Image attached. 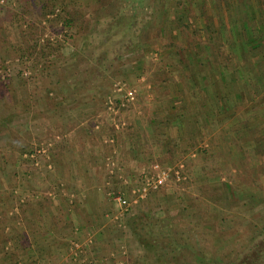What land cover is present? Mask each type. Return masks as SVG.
<instances>
[{
  "label": "rangeland",
  "instance_id": "1",
  "mask_svg": "<svg viewBox=\"0 0 264 264\" xmlns=\"http://www.w3.org/2000/svg\"><path fill=\"white\" fill-rule=\"evenodd\" d=\"M131 1L0 0V264H38L32 245L39 223L32 220L38 203H49L55 197L53 204L57 200L67 204L70 195L76 199L80 194L78 188L70 189L64 156L65 151L85 147L82 140L88 134L84 128L98 141L101 128L114 132L104 138L103 145L116 152L119 149L118 164L124 170L111 175L121 182L129 179L123 190L118 180L111 183L106 174L108 188L101 183L103 175L98 180L102 189L98 192L105 198L98 209L118 217L107 222L104 231H115L124 242L117 258L112 262L104 258V263L264 264V92L252 95L255 103L250 101V91L242 85L239 72L234 74L243 63L240 45L232 56L235 62L225 70L227 59L223 56L231 54L225 37L217 34L220 17L226 23V15L241 17L243 5L257 20L264 11V0H192L193 4L204 3L203 14L191 5L190 14L182 21L186 29L177 26L175 17L181 11L176 4L185 0H145L142 9ZM62 7L71 16L61 14ZM119 10L127 16L139 14L140 48L123 54L120 77L102 84L86 78L83 83L86 71L93 68L92 51L98 46L88 44L89 36L98 40L101 31L114 25L110 20ZM74 13L80 16L75 26L65 27L61 21L73 18ZM188 44L198 55L196 62L204 64L199 69L211 76V82H193L196 69L188 57L187 51L193 54L187 50ZM199 46L207 50L201 52ZM205 55L212 63H220L217 69L221 73L208 69ZM198 86H206L210 93L206 105L212 106L213 89L216 98L229 99L226 104L233 114L229 120L223 111L214 114L210 128L215 130V139H207L204 127V143L194 151L195 142H184L190 135L169 127V116L181 111L184 100L204 104L205 95L197 94ZM128 91L133 93L130 108L136 105L140 110V127L147 134L154 129L162 134L158 140L163 157L150 159L145 148L144 162L136 166L121 164L127 160L119 136L132 125L123 118L119 105L127 101ZM243 95L250 102L245 112L259 120L255 126L249 121L244 128L233 118L238 107L245 106L240 100ZM213 102L217 105L216 99ZM149 114L154 115L151 122ZM153 165L169 170V180L140 198ZM136 168L137 174L130 173ZM77 177L76 182L83 183L81 175ZM113 185L124 192L115 194L127 201V211L107 202L113 198ZM107 194L110 197L106 198ZM53 204L49 207L63 213V206ZM70 225L74 227V222ZM82 229L90 231L88 225ZM46 255L39 264H48Z\"/></svg>",
  "mask_w": 264,
  "mask_h": 264
},
{
  "label": "crops",
  "instance_id": "2",
  "mask_svg": "<svg viewBox=\"0 0 264 264\" xmlns=\"http://www.w3.org/2000/svg\"><path fill=\"white\" fill-rule=\"evenodd\" d=\"M243 7L244 5L241 6L242 9ZM250 14L252 15L251 12ZM226 16L228 23H226V21H224L223 18L220 17L221 25L224 24L226 28L233 29V27H231V22L233 20L232 17L230 15H226ZM263 16H264V11L261 13V17H257L258 23L261 22L260 18H264ZM221 25L219 28H221ZM214 29L216 31V28ZM217 34H221V31H217ZM261 46L263 50L264 42H262ZM241 61H243L242 58ZM202 72L204 73L205 71ZM194 74L195 72L193 71V75ZM206 74L207 73H204V75ZM209 77L207 76V78ZM209 86L211 88L212 87L214 88V86L211 84H209ZM147 88L149 89V87ZM186 88H187V92L191 93V88L189 87ZM198 88L200 91L199 93L197 92V94L205 95V97H202L204 98L203 101L204 104L202 105L203 108L201 104H199V102L197 101L193 102L192 104L188 102L190 104L188 105L189 107L188 112L190 113L189 117L185 118L182 122L173 120L174 118L177 119V117H181V115L183 116L185 112L183 111V109H180L181 111L178 110V113L175 112L174 115L169 116L171 117V120L169 121V127H173L175 130H179L180 128L181 130L184 131L182 132L183 133L182 135H187V136L190 135V137H188L187 140L184 142H189V141L195 142L194 146H196V148L194 149V151L195 150L197 151L199 148H201L199 144L203 141V136H202L203 132L201 133V131L202 129H204V127L207 126V134H205L208 136L207 139L209 140L211 139V141L215 139L216 136L215 130H213L212 132V129L210 128L211 127L210 123L215 122L213 116L214 114L216 115L218 114V105H214L213 102V99H216L215 96L216 92L214 93V90L212 89L211 92V94L213 95L211 100L212 106H208L206 105L208 101V99H206L207 97L206 94H210L209 91H207L206 86H198ZM201 90H203V92H201ZM250 94L252 96L255 93L252 92ZM246 97H247L246 95H243L241 97L240 100L244 101L243 103L245 104V106L242 105L243 108L238 107L239 112L234 114L233 117L236 122L239 121L240 124H244V128L247 127L249 121L254 123L253 124L254 126L259 123L257 117L254 116L249 118L250 113L245 112V110H247V108L249 107V103H250L248 98ZM181 100H184V97L183 99L181 98ZM254 101L255 99L253 96L251 102L255 103ZM130 102L132 101H125L124 103H121L119 105L120 111L122 110L123 113V118L128 119L129 124L132 125L131 127H129L130 128L128 130L129 134L128 132L127 133L125 132L124 134L119 136L120 140L122 141L120 150H124L123 154L124 155L126 154L125 157L126 160L128 161V162L122 161L121 164L126 166L127 165L136 166L137 163L139 164L140 162H144L143 157L145 154L144 155L142 154L145 148H146V155L150 159L161 158L163 157L164 153L163 154L160 153L162 150V145L160 144L161 141L158 140V135H160L161 132L158 133L157 130L154 129L153 132L149 131L147 134V132H145V128L143 129L140 127L142 125V122H140V118L138 117L137 110H139V108L138 107L136 108V105L132 107L133 109L130 108L131 106L129 105H133V103ZM227 102H229V99ZM227 102L225 101V97H224V99L223 98L221 99V102L219 104L222 105L220 106V108L224 112L223 117H227L229 120L232 119L233 109L232 107L227 105L228 104ZM198 108L199 111L195 114V109ZM124 109L125 110L129 109L130 111L126 110L124 112ZM153 117L154 115L149 114L147 120L149 119L151 122L153 121L152 120ZM192 121L194 122L192 123ZM85 122H86L85 120L82 121L81 125H84ZM165 125H168V123ZM84 130H85L84 132L88 134L87 136H85L84 141L82 140V143H84L85 147L77 149L78 151L77 150L65 151V156H64L66 163L64 167H66L67 173L69 175V185L71 186L70 189L76 190V188H78V190H81L80 194L76 199H74L75 198L74 195H70L69 199H67L68 200L67 204L62 203L60 200H57L56 201L57 203L53 204L55 202L54 199L55 197H53L49 201V203L53 204L54 206H59L60 208H62L63 206L62 209L63 213H61V211L59 210L55 211L52 207H49L50 206L49 203H44L41 205L37 202L38 203L37 214L36 217L34 216L32 221L34 222L36 220L39 224L35 231L36 237L33 241L32 250L33 252L35 251L37 255L38 264L40 260L42 261L44 254H47L46 256H48L49 259L47 262L48 264H82L83 262H86L87 264H107V262L104 263L103 260H106L104 258H108V260L112 262L115 257L117 258L119 249H122L124 246V242L120 240L119 235L115 233V231H110L111 233L109 231H104V229H106V227L108 226L107 222L114 219L117 220L118 217H115L111 214L107 215L103 211L99 210L97 207V206L102 207L103 204L101 201L102 199L103 200L105 199L101 196V193L98 192L99 190L100 191L102 190L100 189L99 187L100 184L98 183V180H100L101 175H103L101 183L103 184V187L106 188H108L110 184L105 180L106 177L104 174L108 176V179H110L111 183L115 181L114 184H116L118 180V183L121 185V190L126 188L127 185L125 184H127V180H129L127 177L125 179L123 178L124 181L121 182L114 175H111L113 173L117 175L121 174L120 171L123 172L124 170V169L121 170L118 164L120 157L119 149L118 152H116V150L110 147L109 149L107 148L105 149L103 145V143L106 140V139L104 140V138H106L108 135L111 136V133L114 134V132L110 133L108 132V130H103V128H101V133L98 136L100 140L98 141V138H96V136L93 133L88 131L86 128H84ZM118 134L119 133H116V135ZM234 134H236V131L234 132ZM182 135H177V136L181 137ZM71 139L73 140V137L72 138L70 137V140ZM134 152H135V159L133 154ZM121 156L123 155L121 154ZM191 157L195 158L196 157L195 153L191 154ZM130 173H133L135 175V173L136 174L138 173V169L136 168L134 171L133 169H131ZM80 175L82 179L81 181H83V183L76 182L78 179L77 176ZM85 175H87L88 178ZM91 175H96L99 178L93 177ZM113 187H112L113 198L112 199L109 198L106 200L107 202H109L110 200V202L112 201L114 205L115 204L118 205L115 200V198L117 197L116 194L122 195L124 192H120V190H118L115 185H113ZM89 190H93V193L87 192ZM106 196H107L106 198L110 197L109 194H107ZM64 209L66 212L64 211ZM70 221H72V223L74 222V227H71ZM81 224L83 226L88 225V227H90V231L85 230L84 232V229H82Z\"/></svg>",
  "mask_w": 264,
  "mask_h": 264
},
{
  "label": "trees",
  "instance_id": "3",
  "mask_svg": "<svg viewBox=\"0 0 264 264\" xmlns=\"http://www.w3.org/2000/svg\"><path fill=\"white\" fill-rule=\"evenodd\" d=\"M45 0H43L44 2ZM49 0H47L48 2ZM96 1H107V0H96ZM128 2V0H125ZM145 0H132L131 2L136 6V8L142 9L144 6ZM46 4V3H45ZM197 7L199 9L198 12H200V15L203 14L202 8H204L203 2L196 1L195 4H193L192 0H185L183 2L179 1V3L176 4L177 7L181 6V11L178 12V14L175 15L177 26H181V28H188L187 25L184 24L182 21H184V17H188L187 15L190 14L188 9L190 6ZM44 10H46L47 6H43ZM49 10H52L49 9ZM61 14H68V16H71L68 11L64 7L60 9ZM241 11V17L236 14L235 17H233L231 22V27L226 28L225 25H221V34L225 37V46L227 47L228 53L230 52V57L223 56L226 60L225 62V70H228V66H231L233 62H235L234 57V51H236L238 48L235 46H239L238 51H242V59L243 63L242 65H238L235 69L236 76L239 72V77L241 79L242 85H245L247 90L250 91L249 93H256L261 94L264 92V49L262 50V42H264V18H260L261 22L258 23V20L256 18H253L252 15L248 10L240 9ZM53 11V10H52ZM75 11V10H73ZM134 11V10H133ZM238 11V10H237ZM51 12V11H49ZM136 12V11H134ZM197 12V13H198ZM139 14H131L129 16L124 15L119 12L116 13L115 16L111 17V24L114 23V25H111L107 30L101 31L99 33V39L92 40V35L89 36L92 40H89L88 44L95 43L98 44L95 49H93L91 63L92 67L90 70H87L85 77L83 79V83H85L87 80L86 78H89L90 80H93L91 82L102 84L106 79H116L118 76L120 77L121 71L120 67L122 65V57L124 56V53H129L133 51L132 49L140 48L141 44V38L143 37L142 29L138 27L139 25ZM80 16L76 13H74L73 18L70 19L64 18L61 22H63V25L67 28H73L74 21H76ZM197 17V16H196ZM195 18V17H191ZM193 20V19H192ZM191 20V21H192ZM118 29V30H117ZM171 29V28H169ZM138 31V32H137ZM171 32H174L171 30ZM173 34V33H172ZM98 35V34H97ZM98 38V37H97ZM231 40V41H230ZM192 44H188L187 50H191L193 54L190 51H187L188 57L190 56L194 62V80L195 83H204L205 81L209 80L212 81L211 76L207 78V75H204L201 68L203 62L198 61V55L194 53L193 48L190 46ZM191 47V49H190ZM219 48V47H218ZM232 50H231V49ZM199 49L201 52H205L207 50L206 47L201 48L199 46ZM183 50V48H181ZM199 50V51H200ZM218 50V49H217ZM219 56L218 52H216ZM263 53V54H262ZM203 61H206V65L208 69L211 71L218 70V65L220 63L215 62L212 63L207 56L205 55V58ZM232 61V62H230ZM227 63V64H226ZM234 65V64H233ZM236 66V65H235ZM204 67V64H203ZM199 70H201L199 72ZM224 68L222 67V72L224 73ZM230 70L231 67H230ZM218 72H220L218 70ZM221 73V72H220ZM248 78V79H247ZM90 82V81H89ZM227 85L228 83H224ZM252 99V96L250 97V101ZM198 100V99H197ZM199 101V100H198ZM218 107V113L221 114L222 109L220 108L219 103L221 102V97L216 98ZM183 101V106L181 109H183L184 114L181 117L174 118V121H180L182 122L185 118L189 117L190 113L189 111V103ZM199 111L198 109H195V114ZM260 263V262H259ZM264 263V262H263Z\"/></svg>",
  "mask_w": 264,
  "mask_h": 264
},
{
  "label": "built area",
  "instance_id": "4",
  "mask_svg": "<svg viewBox=\"0 0 264 264\" xmlns=\"http://www.w3.org/2000/svg\"><path fill=\"white\" fill-rule=\"evenodd\" d=\"M125 100L130 101L133 100V93L132 91H128L125 95ZM182 166H180V169ZM175 176L179 175V171H176L174 173ZM170 177L169 170H164L160 168L158 165L151 166L150 169V175L145 180V184L141 188L140 198H143L147 195L149 191H156L159 187L163 186L165 183L168 182ZM118 206L124 210L127 211L128 206L127 201L119 196L115 198Z\"/></svg>",
  "mask_w": 264,
  "mask_h": 264
}]
</instances>
